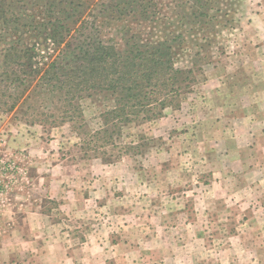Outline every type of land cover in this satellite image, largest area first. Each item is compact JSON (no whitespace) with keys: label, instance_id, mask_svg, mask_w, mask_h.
<instances>
[{"label":"rangeland","instance_id":"1","mask_svg":"<svg viewBox=\"0 0 264 264\" xmlns=\"http://www.w3.org/2000/svg\"><path fill=\"white\" fill-rule=\"evenodd\" d=\"M1 5L25 7L31 26L8 41L33 47L38 67L56 50L35 27L58 20L65 39L83 25L107 45H158L180 91L163 117L124 130L137 153L96 157L72 124L41 117L50 103L17 100L0 44V264H264V0ZM44 5L54 13L38 17ZM77 104L89 120L113 96Z\"/></svg>","mask_w":264,"mask_h":264},{"label":"trees","instance_id":"2","mask_svg":"<svg viewBox=\"0 0 264 264\" xmlns=\"http://www.w3.org/2000/svg\"><path fill=\"white\" fill-rule=\"evenodd\" d=\"M50 8L44 5L38 17L54 13ZM20 9L25 7L0 6V44L8 46L6 57L14 67L12 81L18 88L17 100L26 103L40 99L50 103L51 110L44 108L47 113H41V117L53 124H72L78 130L77 135L83 136L79 146L86 153L106 158L110 157L109 148L123 154L137 153L139 146L134 141L124 142L128 136L123 132L135 121L163 117L166 109L176 105L180 71L173 67L172 60L166 58L158 45H107L100 40L101 32L92 26L76 28L81 34L79 39H65L63 31L70 30L54 20L35 27L37 34L44 35L51 43V55L56 50L50 63L38 67V63L34 64L33 47H24L19 40L8 41L9 36L17 39L18 30L31 26L27 23L30 19L26 18L27 11L20 12ZM103 92L112 94L111 108L85 120L77 101ZM38 108L30 107L31 118L38 117ZM117 140L121 147L117 146Z\"/></svg>","mask_w":264,"mask_h":264}]
</instances>
